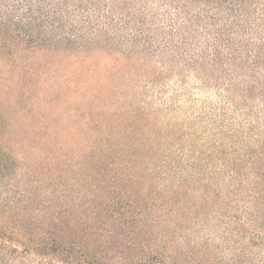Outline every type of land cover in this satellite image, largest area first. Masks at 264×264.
<instances>
[{
  "label": "rangeland",
  "instance_id": "1",
  "mask_svg": "<svg viewBox=\"0 0 264 264\" xmlns=\"http://www.w3.org/2000/svg\"><path fill=\"white\" fill-rule=\"evenodd\" d=\"M97 10L115 15L118 30H102L91 46L75 50V57L43 48L4 53L0 38V143L15 160L11 191H5L7 199L0 207V264H28L31 257L23 254L24 249L37 246L33 243L40 227H46L55 205L68 201L54 195L56 184L74 183L80 164L97 158L86 136L89 113L105 121L107 108L116 110L113 120L121 146L137 154L135 164L150 169L146 178L151 189L177 182L186 186L172 196L152 192L144 213L176 238L170 244L207 243L227 257L245 250L237 260L262 264L264 213L251 215L247 203H242L235 213H227L237 216L233 220L217 210L220 201L195 204L199 184H216L226 193L228 184L248 188L257 180L261 158L264 168V97L245 92L244 77L236 81L213 66L202 69L199 60H192L196 49H174L178 35L166 45L157 33L162 28L184 32L187 13L197 16L199 6L181 10L160 0H98ZM142 25L145 34L140 35ZM189 42L197 40L191 37ZM93 90L99 91V98L89 96ZM100 166L91 167L98 177ZM146 183L127 179L119 185L136 192L144 186L147 191ZM24 188L29 201L20 203ZM188 188L194 193H187ZM4 202L6 208L22 206L28 219L5 212ZM152 202L157 203L153 211Z\"/></svg>",
  "mask_w": 264,
  "mask_h": 264
},
{
  "label": "trees",
  "instance_id": "2",
  "mask_svg": "<svg viewBox=\"0 0 264 264\" xmlns=\"http://www.w3.org/2000/svg\"><path fill=\"white\" fill-rule=\"evenodd\" d=\"M160 1L177 9L180 7L181 10L190 6L200 8L197 16L187 13L186 22L189 25L184 32H174L173 29L163 31V28L159 32L154 31L163 36L166 45L172 44L178 35L180 42L172 44L174 49L181 52H188L187 49L191 47L196 49L192 60H199L202 69L213 66L219 69L215 72L234 76L236 81L240 76L244 77L247 80L244 91L259 92L264 97V0ZM97 6L98 0H0V38H4V53L15 54L21 48H43L42 51L46 52L77 56L74 51H83L91 46L93 38L96 39L102 30H118L115 15L105 10L98 12ZM137 32L145 34L143 25ZM191 37L196 38L197 42L190 43ZM142 46L147 48L148 44ZM229 65L233 66L232 70L226 67ZM89 96L99 98V91L93 90ZM106 111L109 118L105 121L89 113L91 120L87 121L86 136L90 138L88 145L97 158L91 157L88 163L80 164L81 171L75 173L74 183L56 184L54 195H64L68 201L60 206L55 205V210L53 208L49 215L50 220H46V227H40L38 240L33 243L37 246L24 249L23 254L31 257L26 263L246 264L236 259L241 258L245 250L227 257L207 243L196 244L195 247H190V244H170L176 242V238L165 234L161 225L144 213L149 208L152 192L172 196L185 190L186 186L183 182H177L166 188L156 186L151 189L146 178V172L150 169L135 164L137 154L121 146L122 139L116 136L113 120L116 110L107 108ZM14 162V157L3 150L0 143V207L3 205L1 202L7 199L5 191L7 194L11 191ZM98 163L101 164L97 167L101 178L91 172V167ZM262 164L263 158L255 170L257 180L248 188L243 183H231L226 186L225 193L216 184H199V202L195 205L201 207L215 199L220 201L217 210L223 218L233 220L237 216H227V213H235L242 203H247L251 215L264 213ZM122 166L130 172L124 173ZM61 175L68 178L69 172L61 170ZM127 179L141 183L147 181V191L145 186L136 192L120 187L119 184ZM78 186L85 190L78 189ZM187 193L194 192L191 189ZM3 194L4 199L1 198ZM21 197L20 203L29 201L26 188L22 190ZM97 197L100 199L97 200ZM86 202L90 205L85 206ZM150 208L151 211L156 210L157 203L152 202ZM4 211L15 212L17 218L23 221L28 219L23 207L17 204L6 208L4 202ZM73 212L78 214L74 216ZM90 218L94 220L90 222ZM152 240L165 244H143ZM15 251L19 252L17 249Z\"/></svg>",
  "mask_w": 264,
  "mask_h": 264
}]
</instances>
